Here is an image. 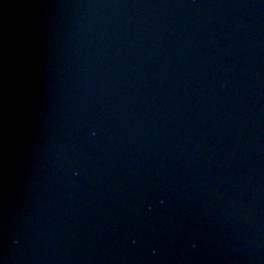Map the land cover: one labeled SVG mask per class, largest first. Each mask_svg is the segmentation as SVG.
Returning <instances> with one entry per match:
<instances>
[{"label": "water", "instance_id": "water-1", "mask_svg": "<svg viewBox=\"0 0 264 264\" xmlns=\"http://www.w3.org/2000/svg\"><path fill=\"white\" fill-rule=\"evenodd\" d=\"M0 264H264V0H0Z\"/></svg>", "mask_w": 264, "mask_h": 264}]
</instances>
